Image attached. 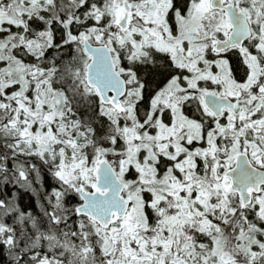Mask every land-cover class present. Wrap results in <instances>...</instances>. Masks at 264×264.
<instances>
[{
    "label": "snow or ice",
    "instance_id": "obj_1",
    "mask_svg": "<svg viewBox=\"0 0 264 264\" xmlns=\"http://www.w3.org/2000/svg\"><path fill=\"white\" fill-rule=\"evenodd\" d=\"M0 264H264V0H0Z\"/></svg>",
    "mask_w": 264,
    "mask_h": 264
},
{
    "label": "trees",
    "instance_id": "obj_2",
    "mask_svg": "<svg viewBox=\"0 0 264 264\" xmlns=\"http://www.w3.org/2000/svg\"><path fill=\"white\" fill-rule=\"evenodd\" d=\"M30 194H26L25 195V201H27L28 200V196H29Z\"/></svg>",
    "mask_w": 264,
    "mask_h": 264
}]
</instances>
